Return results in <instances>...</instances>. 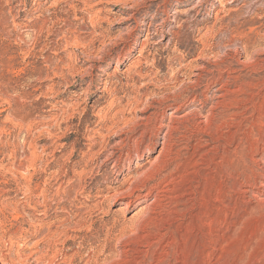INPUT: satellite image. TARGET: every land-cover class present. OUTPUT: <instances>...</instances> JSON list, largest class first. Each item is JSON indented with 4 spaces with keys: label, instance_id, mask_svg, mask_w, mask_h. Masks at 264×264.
Masks as SVG:
<instances>
[{
    "label": "rangeland",
    "instance_id": "obj_1",
    "mask_svg": "<svg viewBox=\"0 0 264 264\" xmlns=\"http://www.w3.org/2000/svg\"><path fill=\"white\" fill-rule=\"evenodd\" d=\"M122 261L264 264V0H0V264Z\"/></svg>",
    "mask_w": 264,
    "mask_h": 264
},
{
    "label": "bare ground",
    "instance_id": "obj_2",
    "mask_svg": "<svg viewBox=\"0 0 264 264\" xmlns=\"http://www.w3.org/2000/svg\"><path fill=\"white\" fill-rule=\"evenodd\" d=\"M176 34V33H175ZM148 35V34H147ZM173 35H174V33H173ZM167 45V44H166ZM205 66V65H204ZM199 67V66H198ZM199 68H204V67H199ZM198 68V70H200ZM203 71V70H202ZM205 71V70H204ZM196 73V72H195ZM211 73V72H210ZM209 73V74H210ZM141 77V76H140ZM197 78V77H196ZM195 78V79H196ZM200 78V77H199ZM230 77H228V79H229ZM194 79V78H193ZM217 79V78H216ZM227 79V80H228ZM192 80V79H191ZM223 80V79H222ZM195 81V80H194ZM226 81V80H225ZM223 82L222 84H223V86H228L227 85V82ZM220 87V86H219ZM226 89V88H225ZM221 91H223V88L221 89ZM226 94H228V92H230L229 90L227 91L226 90ZM224 94V93H223ZM219 95V94H218ZM223 96V95H222ZM135 97V96H134ZM216 97H217V95H216ZM224 97V96H223ZM112 99V98H111ZM220 100H222V99H220ZM223 101V100H222ZM217 102V101H216ZM112 103H114V102H112ZM218 103H220L219 102V100H218ZM115 104V103H114ZM114 104H112V107H113V105ZM220 104H222V102L220 103ZM162 105V104H161ZM215 107V106H214ZM108 110V109H107ZM111 110V109H110ZM103 112V111H102ZM109 112V111H108ZM188 112V111H187ZM210 112V111H209ZM135 114V113H134ZM196 115V114H195ZM187 116V115H186ZM169 117V116H168ZM134 118V117H133ZM164 118V117H163ZM163 118H161L160 120H158V125H159V131H163V130H165V132L163 133V135H162V141H161V147L159 148V150H158V152H157V154H156V156L155 157H153L152 159H149V160H147V162H146V164H147V167L145 168V166L144 165H138L137 166V168H136V170L137 171H135L134 172V177L132 178V181L124 188V189H120V190H118V191H113L112 192V194H110L111 195V197L109 198V200L110 199H115V198H117V197H120V199H124V200H126V201H122L123 202V205H124V207L121 209V212L124 210H127L128 209V207H129V205H130V202H132L131 201V198H133L134 197V194H140L141 195V192H143V191H145L146 193H147V195L148 194H150L151 193V191H155V194H154V197H153V202L149 205V204H147V205H145V206H143V207H140L139 208V212L138 213H140V211L142 210V212H144L145 210H147L148 211V209H149V207L151 206V205H153V206H156L160 201V194L162 193L163 194V192H166V191H168V186L167 185H169L170 183H172V178H171V172H169V168H170V166H171V163H172V161H174L173 160V158L171 157L172 156V144H171V136H172V134H173V132L175 131V125L173 126L172 124H171V121H168L166 124H164V122H163ZM174 118V117H173ZM178 118V117H177ZM203 118V117H202ZM136 119V118H135ZM146 119V118H145ZM152 119V118H151ZM154 119V118H153ZM213 119H214V117H213V115L212 114H207L205 117H204V120H203V123H205L207 126H209V125H211V123L213 122ZM112 120V119H111ZM156 120V119H155ZM146 121V120H145ZM174 121V120H173ZM148 122V121H147ZM147 125V124H146ZM178 126V125H177ZM110 127V126H109ZM105 128V127H104ZM107 128V127H106ZM105 128V129H106ZM104 129V131L106 132V130ZM177 129V128H176ZM134 130V129H133ZM109 131V130H108ZM93 132V131H92ZM102 132V131H101ZM141 137H143V136H141ZM135 140V139H134ZM122 141V140H121ZM173 141V140H172ZM118 144V143H117ZM140 144H141V141H139V142H135V143H133V147H134V151H133V156L132 157H130V159H133V157H136V159H140L141 158V160H142V156L144 155V150H149V147H145L143 150H141L139 147H140ZM115 146V145H114ZM119 148H117V149H120V150H122L124 147H126L125 146V144H123L122 142H120L118 145H117ZM116 147V146H115ZM132 147V148H133ZM93 149V148H92ZM91 151V150H90ZM131 151H132V149H131ZM89 152V151H88ZM98 152H100V151H98ZM113 152V151H112ZM118 152H119V150H118ZM108 153V152H107ZM175 153V152H174ZM102 154V153H101ZM122 154V153H121ZM177 154V153H176ZM126 155H128V154H126ZM118 156V155H117ZM108 157V156H107ZM109 157H111V156H109ZM174 157V156H173ZM177 157V156H176ZM117 158V157H116ZM118 159V158H117ZM120 159V158H119ZM126 159V158H125ZM105 161V160H104ZM120 161V160H119ZM26 162V161H25ZM115 163V162H114ZM120 163V162H119ZM123 165H124V163H122ZM128 165V164H127ZM26 166V165H25ZM31 166V165H30ZM114 166V165H113ZM113 166H111V167H113ZM15 167V166H14ZM116 167V166H115ZM123 167V166H122ZM174 167V166H173ZM172 167V169H174ZM22 168V167H21ZM32 168V167H31ZM119 168V167H118ZM121 168V167H120ZM128 168V167H127ZM25 171V170H24ZM83 171V170H82ZM173 173V172H172ZM82 174V173H81ZM174 175V174H173ZM175 176H176V174H175ZM180 176H181V174H180ZM175 179H176V177H175ZM175 179H174V181H175ZM181 179V178H180ZM180 179H179V181H180ZM127 181V180H126ZM125 181V182H126ZM158 181V182H157ZM176 181H177V179H176ZM155 182H157L158 184L157 185H154V186H152V185H150V186H152V187H150L149 186V184H151V183H155ZM181 182V181H180ZM124 183V182H123ZM175 183V182H174ZM126 184V183H125ZM162 184H166L165 186H162ZM124 185V184H123ZM175 185V184H174ZM161 186H162V188H161ZM159 187L161 188V190H159ZM174 187V186H173ZM172 189V188H171ZM174 189H175V187H174ZM173 189V190H174ZM73 190V189H72ZM79 190V189H78ZM172 191V190H171ZM176 191H177V189H176ZM33 192V191H32ZM31 193V192H30ZM83 193V192H82ZM166 193H169V192H166ZM176 193V192H175ZM74 194V193H73ZM172 194H174V193H171V195ZM184 194V193H183ZM144 195V194H143ZM185 195V194H184ZM107 196V195H106ZM105 196V197H106ZM180 196H181V194H180ZM183 196V195H182ZM162 197V196H161ZM167 198H169V197H167ZM177 198V197H176ZM107 199V198H106ZM162 199V198H161ZM177 199H179V197L177 198ZM181 199V198H180ZM183 199V198H182ZM108 200V199H107ZM175 200V199H174ZM185 200V199H184ZM104 201H106V200H104ZM114 201V200H113ZM152 201V200H151ZM162 201V200H161ZM164 201V200H163ZM109 202H111V201H109ZM178 202V201H177ZM181 202V201H180ZM179 202V203H180ZM104 203V202H103ZM164 203V202H163ZM169 203H172V201L171 202H169ZM168 203V204H169ZM178 203V204H179ZM164 204H166V203H164ZM184 203H182V205H183ZM171 205V204H170ZM175 205H176V203H175ZM181 205V204H180ZM185 205V204H184ZM152 206V207H153ZM158 206V205H157ZM161 206V205H160ZM186 206V205H185ZM121 207V206H120ZM179 207V206H178ZM151 208V207H150ZM156 208V207H155ZM159 208V207H158ZM157 208V209H158ZM162 208V207H161ZM120 209V208H119ZM118 209V210H119ZM152 209V208H151ZM163 209H165V208H163ZM144 210V211H143ZM150 210V209H149ZM153 211V210H152ZM155 211L157 212V210L155 209ZM161 211V210H160ZM159 211V212H160ZM165 211V210H164ZM187 211V210H186ZM119 212V211H118ZM167 212V211H166ZM122 213H124V212H122ZM162 213V212H161ZM144 214V213H143ZM146 214H147V212H146ZM152 214V213H151ZM155 214V213H154ZM164 215L165 214H167V213H163ZM137 215V213H134L132 216H130L131 218H134V216H136ZM145 215V214H144ZM144 215H142L143 217H144ZM159 215V214H158ZM142 216L140 215V217L142 218ZM149 216V215H148ZM136 217H139L138 215L136 216ZM151 218H152V215L150 216ZM158 217V216H157ZM150 218V219H151ZM165 218V217H164ZM199 218V217H198ZM129 219V218H128ZM127 219V220H128ZM135 219V218H134ZM137 219V218H136ZM153 219V218H152ZM158 219V218H157ZM133 220V219H132ZM138 220V219H137ZM137 220H134V221H137ZM139 220H141L140 218H139ZM144 220V219H143ZM158 220H161V219H158ZM157 220V221H158ZM134 221H132V222H134ZM146 221V220H145ZM138 222V221H137ZM143 222V221H142ZM150 222H151V224H152V221L150 220ZM155 222V221H154ZM128 223H129V221H128ZM135 223V222H134ZM144 223V222H143ZM148 223V222H147ZM158 223H159V221H158ZM192 223V222H191ZM145 224V223H144ZM149 225V224H148ZM204 225V224H203ZM134 226V225H133ZM139 226V225H138ZM143 226H145V225H143ZM40 228V227H39ZM139 228V227H138ZM147 228V227H146ZM196 228V227H195ZM140 229L142 230V228H141V225H140ZM144 229V228H143ZM123 230H125L124 228H123ZM126 231V230H125ZM140 231V230H139ZM143 231V230H142ZM152 231V230H151ZM121 232V231H120ZM124 232V231H123ZM137 233V232H136ZM149 233V232H148ZM122 234V233H121ZM127 234V233H126ZM129 234V233H128ZM139 234V233H138ZM150 234V233H149ZM123 235H124V233H123ZM123 235H122V238H123ZM126 236V235H125ZM124 236V237H125ZM141 236V235H140ZM122 238H120V239H122ZM128 238V237H127ZM141 238H144V237H141ZM117 239V238H116ZM140 239V238H139ZM149 239V238H148ZM207 239V238H206ZM138 240V239H137ZM122 241V240H121ZM132 241V240H131ZM37 242V241H36ZM138 241H136V243H137ZM142 242V241H141ZM36 244V243H35ZM35 244H33V245H35ZM111 244V243H110ZM119 244V243H118ZM139 244V243H138ZM32 245V244H31ZM122 245V244H121ZM126 245V247H127V244H125ZM131 245H132V243H131ZM137 245V244H136ZM62 246H63V244H62ZM110 246V245H109ZM118 246H120V245H118ZM120 247H122V246H120ZM132 248V247H131ZM120 249V248H119ZM125 249V248H124ZM134 249H135V247H134ZM30 250V249H29ZM114 250V249H113ZM122 250V249H121ZM131 250V249H130ZM124 251V250H123ZM128 251V250H127ZM131 251H133V250H131ZM136 250H134V252H135ZM138 251V250H137ZM125 252H126V250H125ZM124 252V253H125ZM130 252V251H129ZM34 253H36V252H34ZM130 254H131V252H130ZM129 254V255H130ZM132 254H135V253H132ZM123 254H121V256H122ZM74 257V256H73ZM118 257V256H117ZM120 257V256H119ZM122 257H124V256H122ZM187 258V257H186ZM70 259V258H69ZM122 259V258H121ZM124 259V258H123ZM125 260V259H124ZM133 260V259H132ZM67 261V260H66ZM118 261V260H117ZM123 262V264H124V261H122ZM65 263V262H64ZM61 264V263H60ZM122 264V263H121ZM126 264V263H125Z\"/></svg>",
    "mask_w": 264,
    "mask_h": 264
}]
</instances>
